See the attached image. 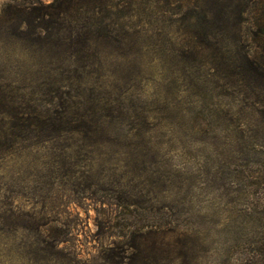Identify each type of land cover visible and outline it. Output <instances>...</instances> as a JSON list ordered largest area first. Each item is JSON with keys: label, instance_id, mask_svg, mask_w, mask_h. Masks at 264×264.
Listing matches in <instances>:
<instances>
[{"label": "rangeland", "instance_id": "1", "mask_svg": "<svg viewBox=\"0 0 264 264\" xmlns=\"http://www.w3.org/2000/svg\"><path fill=\"white\" fill-rule=\"evenodd\" d=\"M209 2L228 27L192 25ZM261 8L0 0V228L54 218L41 264H264V77L239 66ZM25 242L0 229V264H37Z\"/></svg>", "mask_w": 264, "mask_h": 264}, {"label": "trees", "instance_id": "2", "mask_svg": "<svg viewBox=\"0 0 264 264\" xmlns=\"http://www.w3.org/2000/svg\"><path fill=\"white\" fill-rule=\"evenodd\" d=\"M77 4L80 6L90 5V2L93 3L96 0H76ZM98 1V0H97ZM219 2V0H217ZM219 4V3H216ZM215 3H208L205 10L201 13H192V18L196 16L198 21L192 23L193 26H197L204 21L205 32L210 31V27L213 24L220 25L222 27H228L230 25V14L231 10L229 7V2L220 3L221 5H216ZM263 10V11H262ZM193 14H195L193 16ZM242 18L239 17V20ZM199 20H201L199 22ZM248 20V19H247ZM252 20V21H250ZM248 20L249 36H252L253 41H255L254 49H249L250 51L246 52L242 56V63L239 66H247L250 75L254 77H264V8H261V11L258 15L253 16ZM235 29L241 31L240 24L234 26ZM52 118L42 117L41 115H33L25 118V127L26 128H36L40 127H55L61 131V129L68 131L67 126H61L57 124ZM77 125L73 130L81 135L82 140L86 141L92 138L98 132L100 127L99 119L89 116H81L77 118ZM16 124V123H13ZM19 124V123H17ZM16 124V125H17ZM25 135L18 133L16 134V139L23 138ZM14 217V218H13ZM10 219L9 222H6L5 225L8 227L6 230L5 226L0 228L2 231H13L17 234L19 231L23 238L26 239V245L28 246V253L30 257H33L38 263L41 264L43 261L54 260L58 254V243L59 237L55 233L53 224L55 223L54 218H44L35 216L33 214H16L13 212L10 216H3V219Z\"/></svg>", "mask_w": 264, "mask_h": 264}]
</instances>
